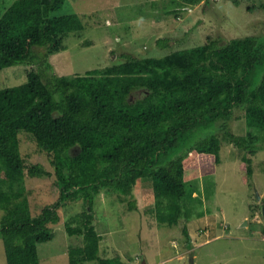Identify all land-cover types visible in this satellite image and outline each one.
Segmentation results:
<instances>
[{"label": "trees", "instance_id": "16d2710c", "mask_svg": "<svg viewBox=\"0 0 264 264\" xmlns=\"http://www.w3.org/2000/svg\"><path fill=\"white\" fill-rule=\"evenodd\" d=\"M259 7L264 10L263 3ZM81 18L71 0H13L0 11V236L6 264H39L37 244L53 239L59 208L76 200L88 205L82 227L65 228L81 235L84 245L69 249L68 264H130L99 254L102 235L90 225V210L101 190L126 200L127 211L137 210V201L151 205L158 223L172 226L203 212L186 174L220 163L216 127L243 151L244 183L254 173L252 155L264 143V37L223 44L207 37L163 56L124 53L120 63L57 75L48 58L66 49L70 33L84 29ZM12 66L29 69L24 82L11 86L2 73ZM237 107L243 135L226 123ZM25 139L44 154L47 167L26 162ZM27 177H52L58 189L56 201L35 215L22 197ZM142 182L149 185L145 196L130 200ZM183 233L188 238L186 227Z\"/></svg>", "mask_w": 264, "mask_h": 264}, {"label": "rangeland", "instance_id": "374dc122", "mask_svg": "<svg viewBox=\"0 0 264 264\" xmlns=\"http://www.w3.org/2000/svg\"><path fill=\"white\" fill-rule=\"evenodd\" d=\"M12 1L0 0V11ZM71 2L85 27L64 39L65 50L49 56L51 70L57 75H81L90 69L120 63L124 53L138 58L163 56L201 45L207 37L217 44L247 35L264 37V10L259 7L264 0H216L209 1L210 4L203 0L195 4L188 0ZM91 12L95 14L84 15ZM160 38L167 39L164 45L156 42ZM28 69L4 68L2 77L7 78L8 85H17L26 80ZM226 123L229 131L243 135L242 108L234 109ZM214 131L222 139L220 163L211 170L195 169L186 174V183L189 184V177L194 187L192 197L201 202L202 214L193 211L195 216L190 219L182 217L172 226L160 225L154 212L149 211L151 205L137 201L138 209L127 211L126 200L101 190L90 210V225L102 235L101 256H117L130 264H264V143L252 155L254 173L244 183V172L239 167L243 151L223 139L218 127ZM27 139L22 142L23 158L27 163L47 167L44 154ZM22 186V197H26L34 215L58 197L52 177H27ZM148 189L145 182L138 184L129 199L136 201L141 194L144 197ZM194 206L199 208L197 201ZM87 208L81 200L59 208L60 221L53 224V239L37 244L39 264H68L69 249L83 246L84 239L81 235H69L65 223L82 227V213ZM3 214L0 209V218ZM0 264H6L1 236Z\"/></svg>", "mask_w": 264, "mask_h": 264}, {"label": "water", "instance_id": "95a60500", "mask_svg": "<svg viewBox=\"0 0 264 264\" xmlns=\"http://www.w3.org/2000/svg\"><path fill=\"white\" fill-rule=\"evenodd\" d=\"M190 261L192 262V260L190 259ZM143 264H145V262H143Z\"/></svg>", "mask_w": 264, "mask_h": 264}, {"label": "built area", "instance_id": "2783aa9c", "mask_svg": "<svg viewBox=\"0 0 264 264\" xmlns=\"http://www.w3.org/2000/svg\"><path fill=\"white\" fill-rule=\"evenodd\" d=\"M216 1V0H215Z\"/></svg>", "mask_w": 264, "mask_h": 264}]
</instances>
